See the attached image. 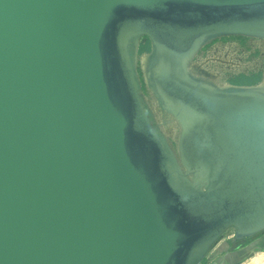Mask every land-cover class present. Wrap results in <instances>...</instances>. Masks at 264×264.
<instances>
[{
    "label": "water",
    "instance_id": "95a60500",
    "mask_svg": "<svg viewBox=\"0 0 264 264\" xmlns=\"http://www.w3.org/2000/svg\"><path fill=\"white\" fill-rule=\"evenodd\" d=\"M227 35L264 38V0H0V264H200L264 231V91L183 66Z\"/></svg>",
    "mask_w": 264,
    "mask_h": 264
},
{
    "label": "rangeland",
    "instance_id": "374dc122",
    "mask_svg": "<svg viewBox=\"0 0 264 264\" xmlns=\"http://www.w3.org/2000/svg\"><path fill=\"white\" fill-rule=\"evenodd\" d=\"M241 37L243 38H239V35L219 36L200 47L191 59L195 73L218 85L231 84L230 79L241 74L261 73L262 81L264 79V38ZM145 41L146 38L141 37L139 45ZM143 54L146 52H138L136 62L141 93L153 113L159 130L165 135L171 149L176 152L180 127L175 122L172 124L165 122L156 110L154 98L145 85L141 71L140 58ZM263 235L264 231L250 237L235 238V229L230 227L221 234L200 264H264V244H261L262 241H255L259 238L257 236ZM217 244L219 246L215 247ZM244 244L247 245L244 246ZM249 244L252 245L249 246ZM239 248L242 249L238 250Z\"/></svg>",
    "mask_w": 264,
    "mask_h": 264
},
{
    "label": "bare ground",
    "instance_id": "6f19581e",
    "mask_svg": "<svg viewBox=\"0 0 264 264\" xmlns=\"http://www.w3.org/2000/svg\"><path fill=\"white\" fill-rule=\"evenodd\" d=\"M195 53H196V51L194 50L187 57H185L183 59V66L190 74L198 76L201 80L207 82L208 80L205 77H202L201 75L196 74L194 69L192 68L191 59L195 55ZM147 59H148V54L147 53L143 54L141 56L140 65L143 68V70L145 69V66H146V63H147ZM257 88L261 89L262 91H264V79L261 82L257 83ZM157 111L161 115L160 117H162V119H164L165 122L168 121V122H170V124H172L174 122L177 123V124L179 123V121L174 117V115L171 112L167 111L166 109H163V108L157 106ZM171 126H173V125H171ZM192 178H194V177H191V179H190L191 181L194 180Z\"/></svg>",
    "mask_w": 264,
    "mask_h": 264
},
{
    "label": "trees",
    "instance_id": "16d2710c",
    "mask_svg": "<svg viewBox=\"0 0 264 264\" xmlns=\"http://www.w3.org/2000/svg\"><path fill=\"white\" fill-rule=\"evenodd\" d=\"M239 38H243L239 35ZM150 49L149 40L146 38L144 43H141L138 48L139 53L148 52ZM261 81V73H255L251 75L241 74L237 77L230 79V83L233 85H254ZM260 234L257 233V235Z\"/></svg>",
    "mask_w": 264,
    "mask_h": 264
},
{
    "label": "crops",
    "instance_id": "0c3cea01",
    "mask_svg": "<svg viewBox=\"0 0 264 264\" xmlns=\"http://www.w3.org/2000/svg\"><path fill=\"white\" fill-rule=\"evenodd\" d=\"M260 236H261V235H260ZM260 236H259V238H256L255 241L258 242V240H259V241H262L261 244H262V243L264 244V235H263L262 237H260ZM256 242H255V243H256ZM251 243L253 244L254 242H251ZM252 244H249V246L252 245ZM217 246H219V245L217 244L215 247H217ZM215 247H214V248H215ZM214 248H213V249H214ZM241 249H242V248H239L238 250H241Z\"/></svg>",
    "mask_w": 264,
    "mask_h": 264
},
{
    "label": "flooded vegetation",
    "instance_id": "af4514ba",
    "mask_svg": "<svg viewBox=\"0 0 264 264\" xmlns=\"http://www.w3.org/2000/svg\"><path fill=\"white\" fill-rule=\"evenodd\" d=\"M257 237H259V236H257ZM245 245H247V244H244V246H245Z\"/></svg>",
    "mask_w": 264,
    "mask_h": 264
}]
</instances>
